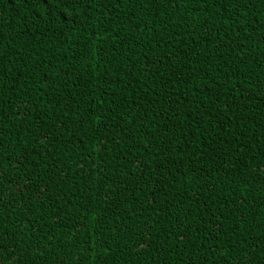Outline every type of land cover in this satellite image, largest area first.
I'll return each instance as SVG.
<instances>
[{"label":"trees","instance_id":"1","mask_svg":"<svg viewBox=\"0 0 264 264\" xmlns=\"http://www.w3.org/2000/svg\"><path fill=\"white\" fill-rule=\"evenodd\" d=\"M0 264H264V0H0Z\"/></svg>","mask_w":264,"mask_h":264}]
</instances>
